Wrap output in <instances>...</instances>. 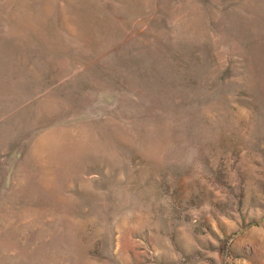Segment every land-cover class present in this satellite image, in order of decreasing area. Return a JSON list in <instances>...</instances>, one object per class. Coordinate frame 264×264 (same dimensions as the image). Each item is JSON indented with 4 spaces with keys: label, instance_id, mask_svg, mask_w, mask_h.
<instances>
[{
    "label": "rangeland",
    "instance_id": "374dc122",
    "mask_svg": "<svg viewBox=\"0 0 264 264\" xmlns=\"http://www.w3.org/2000/svg\"><path fill=\"white\" fill-rule=\"evenodd\" d=\"M0 264H264V0H0Z\"/></svg>",
    "mask_w": 264,
    "mask_h": 264
}]
</instances>
